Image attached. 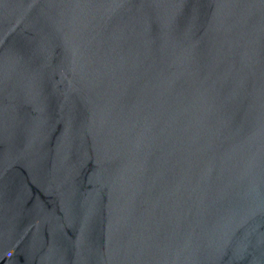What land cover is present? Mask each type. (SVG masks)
Wrapping results in <instances>:
<instances>
[{"label":"water","instance_id":"95a60500","mask_svg":"<svg viewBox=\"0 0 264 264\" xmlns=\"http://www.w3.org/2000/svg\"><path fill=\"white\" fill-rule=\"evenodd\" d=\"M0 264H264V0H0Z\"/></svg>","mask_w":264,"mask_h":264}]
</instances>
